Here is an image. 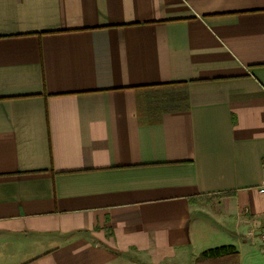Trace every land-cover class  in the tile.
<instances>
[{
    "label": "crops",
    "instance_id": "crops-1",
    "mask_svg": "<svg viewBox=\"0 0 264 264\" xmlns=\"http://www.w3.org/2000/svg\"><path fill=\"white\" fill-rule=\"evenodd\" d=\"M263 163L264 0H0V264H264Z\"/></svg>",
    "mask_w": 264,
    "mask_h": 264
},
{
    "label": "trees",
    "instance_id": "trees-1",
    "mask_svg": "<svg viewBox=\"0 0 264 264\" xmlns=\"http://www.w3.org/2000/svg\"><path fill=\"white\" fill-rule=\"evenodd\" d=\"M229 258V262L225 259ZM225 260V261H223ZM239 264V252L234 245H220L202 251L196 264Z\"/></svg>",
    "mask_w": 264,
    "mask_h": 264
},
{
    "label": "built area",
    "instance_id": "built-area-1",
    "mask_svg": "<svg viewBox=\"0 0 264 264\" xmlns=\"http://www.w3.org/2000/svg\"><path fill=\"white\" fill-rule=\"evenodd\" d=\"M262 170H263V180H262V183H261L258 191L264 196V163H263ZM260 235H261L262 241L264 242V231Z\"/></svg>",
    "mask_w": 264,
    "mask_h": 264
}]
</instances>
